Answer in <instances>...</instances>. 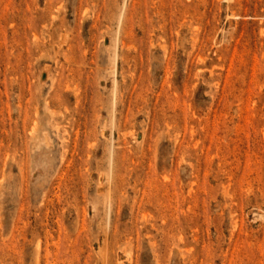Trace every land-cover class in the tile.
<instances>
[{
    "label": "rangeland",
    "instance_id": "374dc122",
    "mask_svg": "<svg viewBox=\"0 0 264 264\" xmlns=\"http://www.w3.org/2000/svg\"><path fill=\"white\" fill-rule=\"evenodd\" d=\"M0 264H264V0H0Z\"/></svg>",
    "mask_w": 264,
    "mask_h": 264
}]
</instances>
